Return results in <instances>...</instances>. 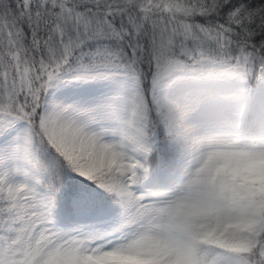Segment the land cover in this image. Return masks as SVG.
I'll return each mask as SVG.
<instances>
[{"label": "snow or ice", "instance_id": "1", "mask_svg": "<svg viewBox=\"0 0 264 264\" xmlns=\"http://www.w3.org/2000/svg\"><path fill=\"white\" fill-rule=\"evenodd\" d=\"M0 264H264V0H0Z\"/></svg>", "mask_w": 264, "mask_h": 264}]
</instances>
